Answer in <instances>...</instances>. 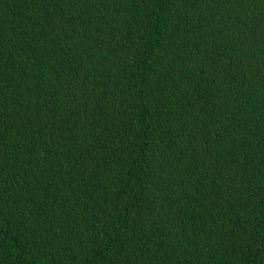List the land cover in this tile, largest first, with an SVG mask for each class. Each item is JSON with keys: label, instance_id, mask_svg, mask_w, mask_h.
<instances>
[{"label": "trees", "instance_id": "trees-1", "mask_svg": "<svg viewBox=\"0 0 264 264\" xmlns=\"http://www.w3.org/2000/svg\"><path fill=\"white\" fill-rule=\"evenodd\" d=\"M0 264H264V0H0Z\"/></svg>", "mask_w": 264, "mask_h": 264}]
</instances>
